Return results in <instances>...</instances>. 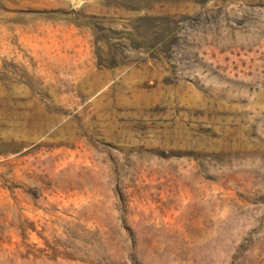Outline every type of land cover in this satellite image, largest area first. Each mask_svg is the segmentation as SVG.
Wrapping results in <instances>:
<instances>
[{
  "label": "rangeland",
  "instance_id": "374dc122",
  "mask_svg": "<svg viewBox=\"0 0 264 264\" xmlns=\"http://www.w3.org/2000/svg\"><path fill=\"white\" fill-rule=\"evenodd\" d=\"M0 264H264V0H0Z\"/></svg>",
  "mask_w": 264,
  "mask_h": 264
}]
</instances>
